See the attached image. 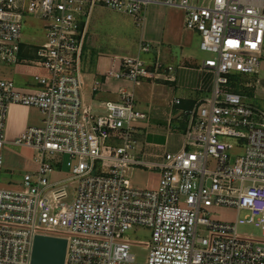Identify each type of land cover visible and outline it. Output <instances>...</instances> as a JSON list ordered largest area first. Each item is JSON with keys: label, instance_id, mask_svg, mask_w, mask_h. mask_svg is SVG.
<instances>
[{"label": "built area", "instance_id": "obj_1", "mask_svg": "<svg viewBox=\"0 0 264 264\" xmlns=\"http://www.w3.org/2000/svg\"><path fill=\"white\" fill-rule=\"evenodd\" d=\"M151 3L185 10L184 26L199 33L210 55L203 67L213 73L209 96L184 112L182 147L155 158L137 141V123L147 115L131 92L121 90L101 112L82 98L94 9L141 24ZM26 13L43 22L45 39L31 62L45 73L35 76L36 90L0 78V168L10 105L36 107L42 121L12 142L34 151L35 168L23 172L17 189L0 188V264H31L37 235L67 240L64 264H264V106L252 101L264 102V84L251 78L264 60V0H0V65L23 61ZM140 49L153 51L147 43ZM152 65L124 57L110 74L138 83L159 77L163 61ZM63 156L74 161L67 163L71 176L52 181ZM138 168L157 171L159 187L133 186ZM212 205L245 214L232 224L213 221L205 212ZM238 224L254 225L261 237L240 234ZM135 226L150 230L143 262L126 236Z\"/></svg>", "mask_w": 264, "mask_h": 264}, {"label": "crops", "instance_id": "obj_2", "mask_svg": "<svg viewBox=\"0 0 264 264\" xmlns=\"http://www.w3.org/2000/svg\"><path fill=\"white\" fill-rule=\"evenodd\" d=\"M184 18L185 10L178 6L151 3L143 10V21L137 24L129 15L99 6L94 9L87 27L82 55L83 101L101 112L103 102L118 101L121 90L131 92L137 107L147 115L137 123L136 138L150 158L182 147L184 112L199 99L209 96L212 88L213 73L203 67L209 54L200 49L199 33L184 26ZM44 39L35 45L22 41L23 61L9 65L8 71V78L18 87L38 88L35 76L45 71L31 60L34 48ZM142 43L150 44L153 51H141ZM124 57L146 61L151 71H154L152 63L160 58L163 66L158 70L159 77L141 78L138 83L114 77L110 72L121 69ZM168 65L172 66L171 71L167 70ZM167 76L172 79L167 80ZM175 99L180 103L175 104ZM41 121L38 108L10 105L5 146H15L12 142L27 127L40 125ZM34 168L32 158L25 171Z\"/></svg>", "mask_w": 264, "mask_h": 264}, {"label": "rangeland", "instance_id": "obj_3", "mask_svg": "<svg viewBox=\"0 0 264 264\" xmlns=\"http://www.w3.org/2000/svg\"><path fill=\"white\" fill-rule=\"evenodd\" d=\"M43 22L39 18H35L31 14H25L22 29H21V41L35 45L37 41L45 37V31L42 26ZM210 57V55H209ZM10 66L7 64L0 65V78H8V71ZM260 78L262 84H264V60L260 63V70L257 75H252L251 78ZM12 80V79H11ZM13 81V80H12ZM14 82V81H13ZM254 103L264 106V102L254 101ZM34 152L32 149L22 146H4L3 159L4 165L0 168V188L17 189L22 178L23 172L31 165ZM68 162L73 163L72 159L68 156H63V161L59 165V170L51 175L52 181L65 179L71 176V170L68 166ZM214 161L209 162V167L213 168ZM68 192L70 194L69 201L72 200L74 191L72 193L73 185L69 181ZM131 183L133 186L148 190H154L159 187L160 175L157 171L146 170L144 168H138L134 171L131 177ZM73 194V195H72ZM206 216L213 220L223 223H235L238 217H243L245 212H237L234 207L227 206H210L205 208ZM237 230L240 234L252 235L254 237H261L262 232L259 228L252 224H238ZM126 236L133 242L138 243L132 247V252L136 256L138 262L145 260L146 249L145 243L151 241L150 230L143 226H135L131 230H128ZM142 243V244H140Z\"/></svg>", "mask_w": 264, "mask_h": 264}, {"label": "water", "instance_id": "obj_4", "mask_svg": "<svg viewBox=\"0 0 264 264\" xmlns=\"http://www.w3.org/2000/svg\"><path fill=\"white\" fill-rule=\"evenodd\" d=\"M66 248L65 238L37 235L33 243L31 264H64Z\"/></svg>", "mask_w": 264, "mask_h": 264}]
</instances>
